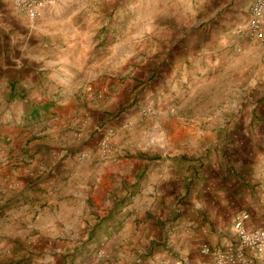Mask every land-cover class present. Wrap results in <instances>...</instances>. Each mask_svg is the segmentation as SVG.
I'll return each instance as SVG.
<instances>
[{
	"label": "rangeland",
	"instance_id": "obj_1",
	"mask_svg": "<svg viewBox=\"0 0 264 264\" xmlns=\"http://www.w3.org/2000/svg\"><path fill=\"white\" fill-rule=\"evenodd\" d=\"M251 1L49 0L31 20L0 0V67L20 79L0 96V264H83L100 249L101 264L109 250L115 264L121 240L95 233L100 206L114 198L136 217L147 208L150 224L163 198L191 216V196L218 176L221 189L232 175H253L249 187L263 198L264 41L246 33ZM164 177L172 193L156 186ZM86 196L84 223L63 216L52 225L42 208L31 217L34 201ZM35 220L52 225V245L14 246L13 228ZM232 232L225 248L211 247L228 249ZM127 243L134 263L165 246Z\"/></svg>",
	"mask_w": 264,
	"mask_h": 264
},
{
	"label": "crops",
	"instance_id": "obj_2",
	"mask_svg": "<svg viewBox=\"0 0 264 264\" xmlns=\"http://www.w3.org/2000/svg\"><path fill=\"white\" fill-rule=\"evenodd\" d=\"M2 61L3 52L1 51L0 62ZM2 68L3 67H0V96H8L9 93H14L19 90L20 79L16 77V75L8 77L5 75ZM175 167H177V165H175ZM261 176L264 177V175ZM191 177L194 182V179H196L195 175H191ZM218 177V181L210 184L212 186L209 185L210 187L208 188L210 189L204 186L206 188L203 191V195L197 197L196 194H193L191 196V216L186 213H182L181 215L177 214L178 209L174 207V204H170L169 199L166 202L163 198L164 201L162 200L160 203L159 214L153 219L154 223L152 222V224H150L149 221L152 220V217H148L149 220L145 219L150 213L147 208L142 211L139 217H136L128 208L130 206L129 201L123 200L118 206L119 200L114 198L110 203H103L102 206H100H106L107 209L105 211V217H100L99 215L103 222L98 224L95 233H98L100 229L104 232L106 231L108 234L107 236H111L113 240L118 238L121 240L120 247L118 248L121 259L115 264H180L176 258L180 252H188L187 255L190 257L188 264H203L204 261L210 260L209 255H204L199 250L203 243H207L210 246L225 248L231 243V240H234L232 225L235 214L240 211L248 212L249 218L245 221V225L248 228L255 226L264 227V195L263 198L258 199L257 195L259 193L252 192L251 187H249V184L259 181V179H255L253 175H248L247 180L244 181L247 182L246 185L241 179H237V176L232 175L226 179L224 182L225 185H223L224 187L221 186L222 188L218 189L216 187L219 182L223 183L221 176ZM169 178H162L156 186L167 188L171 190L169 192L172 193L173 187L171 186L173 180ZM234 178H236L237 181H235ZM158 180L159 176L157 175L153 181L157 182ZM152 184H150L151 187H153ZM255 184L260 186L261 183ZM147 187H149V185H147ZM263 187L264 186L261 188ZM197 188L199 187L194 186V191H197ZM255 190L261 189H258L256 185ZM36 192L44 194V192L41 191ZM36 192L32 191L33 194ZM69 194L70 196H75L74 192L70 191ZM86 198L87 199L81 201L82 203L80 202L81 204L76 203L75 198L69 197L60 201L55 199H43L37 201L38 203L34 201L37 206L33 214H31V217L34 219L36 217L38 218L43 210L49 211L48 214L45 215V221L48 219L52 225L59 221L60 218L62 221L63 216L72 218L71 224L81 223L85 221L83 219L86 218L84 213L85 207L89 208L86 202L89 196H86ZM9 202V200L3 201L2 205ZM96 204L98 208L100 202L97 201ZM40 208H42L41 211ZM187 209L188 207L185 210ZM0 212H4V210ZM36 220L38 221V219ZM36 220L35 222L28 221L27 224L24 223L21 230L20 228L19 230L15 229V227L13 228V231H11L8 236H10L14 246H17L22 238H26L27 243H29L30 240L40 241L35 243V248L38 250L41 249L39 244L42 245V240L47 241V245H52L56 236V233L53 231L54 228H52V225L45 226L40 224V222L37 224ZM104 220L109 224L108 227L104 225ZM136 223H139L138 230H136ZM65 226L67 227L68 225L66 224ZM36 227L37 230L35 229ZM60 228L62 229V227ZM112 228L113 231L110 232L108 229ZM33 229L37 231V234L31 236L29 233H31ZM16 231L18 232V236H16ZM75 231L76 230H72V235H76ZM65 232L68 231L65 229ZM138 238L146 243L149 242L150 245L158 242L159 244L161 243L162 247L163 245L165 246L160 251L152 252L151 255L145 257L141 262L134 263L133 255L137 249L129 245L127 241L129 239L136 240ZM165 247L166 249H164ZM109 251L111 254L106 264H114L116 252ZM255 257L257 260L256 264H264V254L255 255Z\"/></svg>",
	"mask_w": 264,
	"mask_h": 264
},
{
	"label": "built area",
	"instance_id": "obj_3",
	"mask_svg": "<svg viewBox=\"0 0 264 264\" xmlns=\"http://www.w3.org/2000/svg\"><path fill=\"white\" fill-rule=\"evenodd\" d=\"M49 0H11L12 4L27 18L35 19L40 15ZM250 20L246 33L264 41V0H252L249 6ZM249 218L246 211L235 214L233 230L234 244L228 249L214 248L203 243L200 252L209 255L210 260L203 264H252L251 256L264 254V227L255 226L248 228L245 221ZM104 253L98 250L94 259L83 264H101Z\"/></svg>",
	"mask_w": 264,
	"mask_h": 264
},
{
	"label": "trees",
	"instance_id": "obj_4",
	"mask_svg": "<svg viewBox=\"0 0 264 264\" xmlns=\"http://www.w3.org/2000/svg\"><path fill=\"white\" fill-rule=\"evenodd\" d=\"M29 117H37L38 116V109H36V108H33V109H31V110H29Z\"/></svg>",
	"mask_w": 264,
	"mask_h": 264
}]
</instances>
